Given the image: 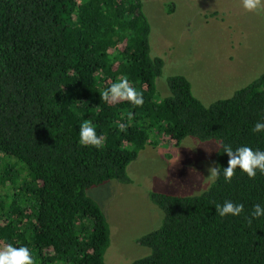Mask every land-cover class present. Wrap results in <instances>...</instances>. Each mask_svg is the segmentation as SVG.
<instances>
[{"label": "trees", "instance_id": "trees-1", "mask_svg": "<svg viewBox=\"0 0 264 264\" xmlns=\"http://www.w3.org/2000/svg\"><path fill=\"white\" fill-rule=\"evenodd\" d=\"M150 33L142 0H0V248L27 247L34 264H107L110 226L87 190L129 183L128 166L147 145L214 139L218 175L230 159L223 145L264 150V132L251 131L264 122V71L209 105L171 75L159 99L164 60L151 56ZM125 78L141 106L103 99ZM85 121L99 149L79 145ZM150 200L162 223L138 239L150 252L130 264H264V217H250L264 206L259 172L249 179L237 168L200 194ZM226 200L243 212L216 215Z\"/></svg>", "mask_w": 264, "mask_h": 264}, {"label": "rangeland", "instance_id": "rangeland-1", "mask_svg": "<svg viewBox=\"0 0 264 264\" xmlns=\"http://www.w3.org/2000/svg\"><path fill=\"white\" fill-rule=\"evenodd\" d=\"M173 3L172 12L168 4ZM151 26V56L164 60L156 78L157 98L170 94L167 78L183 75L204 104L228 98L264 71V15L247 12L241 0H142ZM219 142L188 136L147 145L130 163L131 181L91 186L110 226L107 264H130L150 250L138 239L158 228L163 211L151 192L196 195L218 168Z\"/></svg>", "mask_w": 264, "mask_h": 264}, {"label": "clouds", "instance_id": "clouds-1", "mask_svg": "<svg viewBox=\"0 0 264 264\" xmlns=\"http://www.w3.org/2000/svg\"><path fill=\"white\" fill-rule=\"evenodd\" d=\"M241 3L245 11L255 12L257 15H264V0H241ZM103 99L106 102L127 101L134 106H141L143 104L142 93L130 86L126 78L114 82L103 93ZM120 130L124 131L125 126L122 125ZM251 131L253 133L264 132V122H256ZM78 143L84 147H93L96 149L101 147V138L97 135L96 129L88 121L83 122L79 126ZM223 151L230 157L228 166L220 172L225 183L231 181L237 168L241 174H246L249 179L255 178L257 172L264 175V150H253L246 145L233 150L231 146L223 145ZM220 175L217 174L216 170H212L208 180L215 183ZM243 208L244 206L242 204H234L228 200L224 201L222 205L217 204L215 206L216 215L221 218L226 216H239L243 212ZM250 217L251 219L264 217V206L259 203L254 204ZM249 223H251V220H249ZM0 264H34V261L27 247H14L11 244H7L3 248H0Z\"/></svg>", "mask_w": 264, "mask_h": 264}]
</instances>
